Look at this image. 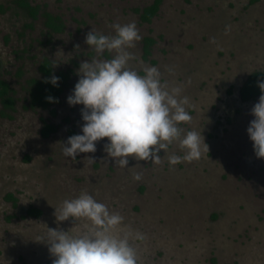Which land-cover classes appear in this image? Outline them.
I'll list each match as a JSON object with an SVG mask.
<instances>
[{"label":"rangeland","instance_id":"rangeland-1","mask_svg":"<svg viewBox=\"0 0 264 264\" xmlns=\"http://www.w3.org/2000/svg\"><path fill=\"white\" fill-rule=\"evenodd\" d=\"M150 1L0 0V79L14 98L13 110L4 109L9 117L0 116V264H53L48 228L88 234L90 220L58 223L54 215L63 201L81 194L123 217L109 235L127 238L137 264H264V158L256 157L247 133L260 96L244 102L233 88L246 74H264V0L245 9L246 0H234L238 7L230 13L220 0L217 8L210 0H161L150 24L141 23L135 10ZM21 2L37 6L33 19ZM214 8L219 13L212 14ZM44 11L59 17L60 32L44 26ZM129 23L141 39L127 49L128 68L144 76L155 67L169 91L181 89L178 99L187 97L191 120L178 127L201 133L208 152L200 158L183 160L186 152L174 142L167 154L161 150L158 163L129 157L122 167L107 155V138L94 153L63 155V143L82 134L83 105L67 103L81 62L115 56H97L86 34L115 36L113 25ZM144 36L154 40L148 55ZM43 57L50 78L69 70L58 101L45 109L29 105L27 84L41 78ZM218 115L227 124L217 131ZM46 123L55 130L44 137ZM216 131L212 142L208 135ZM173 153L180 163L170 164ZM31 207L39 209L37 216L26 212Z\"/></svg>","mask_w":264,"mask_h":264},{"label":"clouds","instance_id":"clouds-1","mask_svg":"<svg viewBox=\"0 0 264 264\" xmlns=\"http://www.w3.org/2000/svg\"><path fill=\"white\" fill-rule=\"evenodd\" d=\"M113 28L115 36L93 30L86 34L85 43L97 56L105 51L115 52V56L109 60L81 62L77 70L80 78L67 97V103L83 105L82 134L72 135L63 143V155L75 159L81 153H94L97 142L107 138V155L118 158L122 167L129 164V157L158 163L161 150L167 154L168 146L174 142L186 152L183 160L200 158L202 150L208 152L201 133H184L178 127L191 120L185 109L187 97L178 99L180 88L169 91L162 85L155 67L147 68L144 76L129 69L127 65L132 55L127 49L134 47L141 36L135 23L115 24ZM59 79L52 76L45 82L58 86ZM258 87L262 94L251 109L254 119L250 121L247 133L256 157L264 158V82H259ZM46 99L56 102L52 97ZM168 160L175 165L181 162V157L173 153L168 155ZM134 178L139 180V174ZM54 215L58 223L69 218H86L92 227L88 234L81 236L48 228L45 243L55 257L53 264H137L135 250L127 238L109 235L111 229L122 223L123 217L110 214L106 205L91 195L81 194L76 199L63 201L61 208H55ZM137 237L143 239L140 234Z\"/></svg>","mask_w":264,"mask_h":264},{"label":"trees","instance_id":"trees-1","mask_svg":"<svg viewBox=\"0 0 264 264\" xmlns=\"http://www.w3.org/2000/svg\"><path fill=\"white\" fill-rule=\"evenodd\" d=\"M27 1V0H26ZM160 0H153L150 5H147L142 8L141 13L139 14L140 20L149 22L151 17L155 14L158 4ZM26 11H28V16L30 18H34L38 13L37 6L29 5L27 2L22 3ZM41 15L44 17V26L53 32H60L62 30V22L60 21L57 15H52L48 12H41ZM153 39L149 36H144L142 38V53L143 55H148L150 46L153 43ZM38 72L42 75L41 78H29L27 80L29 92V105L40 107L45 109L49 106H52L54 103L58 101V95L61 93L63 86L66 85L67 78L69 75V70L66 71H57L56 77H59L58 86H53L51 83H46V80L50 79V74L52 72V68L50 65V61L43 57L42 60L38 63L37 66ZM260 72H255L249 75L246 81L243 83L241 88L239 89V99L241 101H246L252 99L254 96L258 95L261 91L258 87L259 82H264V79L261 78ZM264 76V75H263ZM10 88L6 82L0 80V104L2 109L0 111V115L8 116L7 113H4V109L13 110V102L14 98L9 95ZM52 97L56 102H49L46 98ZM51 113H53V109H49ZM55 130V125L46 123L43 125L41 129V135L47 136L49 133ZM28 214L32 213V216H37L39 214V210L36 208H29ZM31 215V214H29Z\"/></svg>","mask_w":264,"mask_h":264},{"label":"crops","instance_id":"crops-1","mask_svg":"<svg viewBox=\"0 0 264 264\" xmlns=\"http://www.w3.org/2000/svg\"><path fill=\"white\" fill-rule=\"evenodd\" d=\"M221 1V8L224 10V9H227L226 11H228L229 13L230 12H232V10L234 9V10H236L237 9V7H238V3L236 2V1H228V0H220ZM247 1V3H244L242 6H243V9H245V8H247L248 6H250L251 4H256L259 0H246ZM153 2V0H151L148 4H146V5H144L143 7H145V6H147V5H150L151 3ZM249 2V3H248ZM160 3H161V0H160V2H159V4H158V7H157V10H156V12H155V14L151 17V19H150V21L149 22H145V21H141L140 20V22L141 23H146V24H150V22L152 21V19H153V17H155L156 16V13H157V11L159 10V6H160ZM210 4H212V6L213 7H215V4L217 5V2H215V0H210ZM142 7V8H143ZM218 7V5L216 6V8ZM225 7V8H224ZM142 8L141 9H138V10H135L136 12H138V16H139V14L141 13V10H142ZM216 8H214V10L212 9L210 12L212 13V14H217V13H219V11L216 9ZM139 19H140V17H139ZM153 39V38H152ZM218 47V46H217ZM223 49H221L222 50V52L224 53L226 50H225V48L226 47H223V46H221ZM228 51H231V50H228ZM248 75H251V73L250 74H248ZM0 80H2V79H0ZM242 80V79H241ZM246 81V80H245ZM244 81V82H245ZM242 82H243V80L242 81H240V83L239 84H236V85H234V87L233 88H235V91H236V89H240L239 88V86H240V84H242ZM243 82V83H244ZM243 85V84H242ZM233 92V91H232ZM2 109V106H1V104H0V110ZM7 110V109H6ZM4 113H6V111H4ZM1 117L2 116H4V117H8V116H5V114L4 115H0ZM33 208H35V207H33ZM37 209V208H36ZM39 210V209H38ZM28 210H26V212H27ZM28 213V212H27ZM32 216V215H31Z\"/></svg>","mask_w":264,"mask_h":264},{"label":"flooded vegetation","instance_id":"flooded-vegetation-1","mask_svg":"<svg viewBox=\"0 0 264 264\" xmlns=\"http://www.w3.org/2000/svg\"><path fill=\"white\" fill-rule=\"evenodd\" d=\"M255 72H259V71H254V72H252L251 74H253V73H255ZM260 73H261V72H260ZM261 74H263V73H261ZM263 75H264V74H263ZM248 76H249V75L246 74V75L242 78L243 82L247 79ZM242 80H241V81H242ZM243 82H242V84H243ZM242 84H240L239 88H241ZM235 92H236L237 95H238V94H239V89H236ZM261 94H262V93L260 92L258 95L254 96L252 99H250V100H246V101H244V102L254 101V100L257 99ZM238 97H239V95H238ZM215 124L218 125V126L216 127V130L218 131L220 127H223V126H224L225 124H227V123L225 122V120H224V118H223L222 116L218 115ZM217 131H216L215 133L210 132L209 135H208V137L210 136V140H211L212 142H215V141L217 140V133H218ZM211 138H212V139H211ZM211 141H210V142H211Z\"/></svg>","mask_w":264,"mask_h":264}]
</instances>
